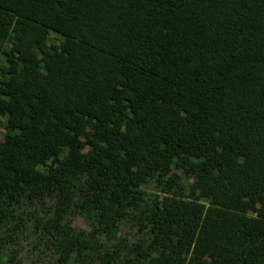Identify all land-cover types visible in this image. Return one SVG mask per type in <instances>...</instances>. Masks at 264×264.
<instances>
[{
  "label": "trees",
  "instance_id": "trees-1",
  "mask_svg": "<svg viewBox=\"0 0 264 264\" xmlns=\"http://www.w3.org/2000/svg\"><path fill=\"white\" fill-rule=\"evenodd\" d=\"M1 129L56 264H264V0H0Z\"/></svg>",
  "mask_w": 264,
  "mask_h": 264
},
{
  "label": "rangeland",
  "instance_id": "rangeland-1",
  "mask_svg": "<svg viewBox=\"0 0 264 264\" xmlns=\"http://www.w3.org/2000/svg\"><path fill=\"white\" fill-rule=\"evenodd\" d=\"M53 37L62 39L61 36ZM0 132L4 134L5 130L1 129ZM178 173L181 174V171ZM182 178L187 187L190 188L195 185V178H189L185 175H182ZM145 188L150 192H157L161 189L156 180L145 185ZM30 205L37 219L34 218L26 226L19 228L13 225L14 222H9L0 232V251L3 252L5 260L3 264H56L58 255L54 240L49 231H46L42 225L43 222L52 220L55 200L35 201ZM72 222L78 228L85 230L90 228L88 222L81 215L75 216ZM131 225V222L125 223L123 230L125 232L135 231L136 227Z\"/></svg>",
  "mask_w": 264,
  "mask_h": 264
}]
</instances>
